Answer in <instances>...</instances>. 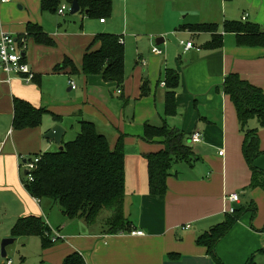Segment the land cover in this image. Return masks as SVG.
<instances>
[{"label":"crops","instance_id":"obj_1","mask_svg":"<svg viewBox=\"0 0 264 264\" xmlns=\"http://www.w3.org/2000/svg\"><path fill=\"white\" fill-rule=\"evenodd\" d=\"M21 1L24 7L19 8L26 10L25 14H17L11 2H0V28L20 40L25 39L31 52L29 61L37 73L33 81L35 86L26 87L18 78L8 83L0 68V195L7 193L3 196L6 205L15 204L11 230L23 217L38 216L49 220L53 217L64 239L46 250L51 251L46 257L49 264H63L74 253H79L86 264H166L170 254L180 256V261L175 264H215L207 249L198 246L197 240L225 222L229 208L238 206L245 214L218 243L215 253L223 264H246L251 259L264 264V191L250 188L252 174L243 156L245 137L235 107L223 92L225 79L232 73L264 91V49L239 47L236 36L223 29L225 22H243L257 24L264 31V0H124L125 9L119 10L124 33H118L119 27L114 21L102 23V18L94 17V24L85 28L88 35H78V42L70 41L67 49L60 52L52 48L54 46L38 44L28 36L29 23L42 27L53 42L60 36L53 33V27L46 21L28 13L35 14L40 9L42 15L48 14L42 13L41 0ZM112 1L113 14L117 15L118 0ZM127 8H131V13L143 14L146 23L140 28L129 25ZM164 8L169 10L166 15L169 27L161 24L164 23L161 18ZM65 13L59 15L64 17ZM150 17L160 23L149 30L147 21ZM176 24L179 30L173 27ZM205 24L219 26L218 32L192 31L193 27ZM126 28L135 34L148 32L157 39H165L160 45L163 46L160 55L152 52L151 39H145V55L135 62L131 74L126 68ZM100 34L116 35L124 41L125 80L122 85L106 82L100 75L81 74L88 44L92 40L94 43ZM218 35L222 36L223 44L216 49L212 42ZM169 36H174L175 40L179 37L181 42L194 41L195 48L186 51L185 46L177 45L173 40L168 43L166 38ZM30 41L37 44L30 46ZM99 48L96 44L93 50ZM66 58L74 63L76 72H72L71 67L55 71ZM144 58L148 64H142ZM25 59L28 62L26 55ZM167 70L180 74L181 85L176 94L177 115L166 121L171 128L186 134L195 160L192 165L179 162L175 175L167 181L165 195L156 196L150 193L147 156L163 150V140L149 142L143 136L147 124L163 125L166 88L159 80ZM78 77H81L80 86L75 82ZM143 86H146L145 95ZM115 94L117 102L112 99ZM15 98L46 110L43 122L46 117L50 119L45 121L44 127L14 130ZM51 116L76 120L79 132L81 121L94 123L98 132L108 138L112 150L123 136L124 216L132 227L130 232L110 234L100 221L88 225L84 218L70 220L57 204L49 200L37 202L27 192L21 176L20 158L26 156L23 154L28 148L31 154L59 149L55 142L44 138L52 129ZM249 127L261 129L260 150L264 153V128L256 119L249 122ZM65 128L62 143L72 141L65 140L68 135L67 126ZM195 133L202 134V143L191 144L189 139ZM29 144L31 147L27 146ZM256 166L264 170V155L257 159ZM234 194L240 195L237 204L228 200ZM48 225L51 228L52 225ZM187 226L190 228L186 229ZM134 232L143 234L137 236ZM5 238L12 237L10 233L0 236V240Z\"/></svg>","mask_w":264,"mask_h":264},{"label":"trees","instance_id":"obj_2","mask_svg":"<svg viewBox=\"0 0 264 264\" xmlns=\"http://www.w3.org/2000/svg\"><path fill=\"white\" fill-rule=\"evenodd\" d=\"M73 3L74 0H68ZM231 1V0H226ZM62 0H41L42 13H57ZM81 12L89 17L106 20L113 15L112 0H78ZM225 33L234 34L239 47L264 49V31L257 24L243 22H225ZM219 26L215 24L198 25L192 28L196 32H215ZM28 36L38 44L54 46L53 40L39 25H27ZM121 37L112 34L96 36L82 61V72L85 76L100 75L106 82L122 85L125 80V47L120 42ZM99 44L100 48L93 50ZM222 36L214 38L212 45L218 49L222 46ZM71 67L72 72L77 69L74 63L66 58L62 64L55 67L61 72ZM36 80V77H35ZM165 80V119L163 125L156 127L146 125L143 138L149 142L156 139L163 140L164 149L147 156L149 168L150 193L163 196L167 192V181L175 175L179 162L192 165L194 152L188 144L186 134L171 128L166 119L177 115L176 94L181 85L180 74L175 70H167ZM144 87V88H143ZM142 92L145 95L143 86ZM223 92L232 101L241 132L245 137L243 156L251 171L250 188H260L264 191V170L256 166V161L264 155L260 150L258 129L249 127V122L256 119L260 127L264 128V91L242 79L238 74H229L223 84ZM46 110L36 108L29 102L14 99L13 128L16 131L35 129L42 125ZM56 120L60 118L55 117ZM190 140V139H189ZM63 151L40 154L38 168L32 172L33 181L23 179L27 192L36 200H49L59 205L62 213L70 220L84 218L88 225L99 221L103 211L110 212L105 219L104 228L110 234L130 232L131 225L124 216L125 198V152L124 139L120 137L114 150L111 149L108 138L100 134L92 122L81 121L80 133L75 139L63 142ZM31 158L28 159L30 161ZM26 163V161H25ZM245 214L243 209L235 214L227 215V220L197 240L198 246L207 249L215 264H223L215 253L218 243L231 231L237 220ZM51 228L45 220L38 216H28L16 221L11 230L14 239L38 237L44 249L53 247L49 239ZM1 243V240H0ZM177 254L168 255L166 264L180 261ZM1 258L0 264H5ZM63 264H86L79 253L68 256ZM246 264H257L255 259Z\"/></svg>","mask_w":264,"mask_h":264},{"label":"rangeland","instance_id":"obj_3","mask_svg":"<svg viewBox=\"0 0 264 264\" xmlns=\"http://www.w3.org/2000/svg\"><path fill=\"white\" fill-rule=\"evenodd\" d=\"M124 0H118L116 3V9H117V15L113 14L112 18H106L107 22L110 24L113 21L118 25L119 30L118 33H124V27H123V16H120V12L119 10L122 8H124ZM1 2V1H0ZM8 2H11L13 4V6L15 5V9H16V13H27L26 10H20V6L24 7V4L22 3L21 0H8ZM160 2H164V0H160ZM25 3V0H24ZM229 3V2H227ZM34 4V2L32 1V5ZM11 5V4H9ZM71 5L72 3L68 0H62L59 9L63 7H66L67 11L65 13L64 17H61L59 15V13H48L45 15H42L40 12V9L38 10V12H36L35 14H33L32 11H28L29 14H31V16L33 17H37L39 20H44L46 21L49 25H51L54 29V34L58 33V35H60L58 38L55 37L54 39V47L58 52L63 51V49H67V45L68 43L73 40L75 41H79L78 35L80 34H84L85 37L88 35V32L86 31V26L88 24L93 25L95 20L94 18H87V16L85 14H81L78 13L76 15H71L70 14V9H71ZM114 5V4H113ZM27 7V6H26ZM125 9V8H124ZM127 14L129 13V18H130V22L129 25L136 27V28H140L142 27L146 22V18H144L143 14L139 13H131V8H127L126 9ZM169 10L168 8H164L162 10V15L161 18H163L164 23L162 22L161 24H166L167 27H169V22H166V15L168 14ZM131 14H134L131 16ZM116 17V19H115ZM18 21V20H15ZM84 22V26L82 28ZM148 22V26L147 28L150 30V28L155 27L157 24H159L160 22L158 20H155L154 18L150 17ZM220 25V24H219ZM173 27H176L175 29L178 28V24L174 25ZM6 33H10L11 32L5 30L4 28H2ZM179 30V29H177ZM14 35V34H13ZM152 34L146 32V33H141V32H136L132 33L130 30H127L126 28V34H125V45H126V68H127V73L131 74L133 72V70L135 69V62L139 61V58L141 56L145 55V50L147 48L146 46V40L145 39H151V48L153 47H157L155 45V40L157 39L154 36H151ZM63 39V40H62ZM167 42L170 43V41H174L175 43H177V45L182 44V42L180 41L181 39L178 37L177 40H175V37L173 36V38L171 36L167 37ZM196 40V39H195ZM93 41V40H92ZM92 41H90V43L88 44V47L92 45ZM198 41V39L196 40ZM186 43V42H184ZM31 44H37L34 41H30V46ZM167 45V43H166ZM87 47V46H86ZM163 46L158 47L159 50H162ZM24 53L27 57V66L30 68V70L37 76V73L34 70V66L30 63V56H31V52H29L28 46L25 47ZM145 62H147V64L149 63L148 60L146 58ZM81 74H83L81 72ZM84 75H81V77ZM81 77L75 79V82L78 86H80L81 83ZM164 77V76H163ZM161 78L159 80V84L161 85L162 83L165 82L164 78ZM7 79V76H6ZM19 80L22 81V83L26 86V87H33L35 86L32 82H25L24 80H22L21 78H18ZM79 93H81V90L78 91ZM112 99L117 102L118 101V97L117 94H115ZM48 119H50L49 117L45 118V121H47ZM40 126V127H44V123ZM49 122H52L53 125L51 126V128L55 127V126H61L63 129L66 130V126L68 128V135L65 137V140L68 141L70 139H74L76 136V133L79 132V128L76 124V120L72 119L69 120L68 117H60L59 120H56L55 117L51 116V120H49ZM39 128V127H38ZM37 129V128H36ZM260 129V128H258ZM80 133V132H79ZM259 133H261V129L259 130ZM33 134V133H32ZM32 141H34V138L32 139ZM29 147H31V144L27 145ZM26 155L23 158H20V165L22 166L21 168V176L22 179H26L25 178V174L24 171L28 170L27 166L23 163L24 160H28L29 158H31L32 161H34L36 158L39 157L40 153L38 152L37 154H31L29 153V148L28 151L23 154ZM28 165V164H27ZM19 170V168H18ZM28 180V179H26ZM7 193H4L2 195H0V236H3L7 233H10L11 235V226L13 224V220L15 219V212H14V207L15 204L13 205H6V199L5 197L3 198V196H5ZM6 205V206H5ZM59 208L60 206L57 205ZM110 212L108 211H103L99 217V221L102 223V225H106L105 219L109 216ZM49 216V215H48ZM51 219V216H49ZM53 217L51 220H49L48 218L44 219L45 223H47V225L50 223L51 226V234L49 236V239H53L56 238L57 236H62L61 233L57 230L58 229V224H56L55 222H53ZM49 222V223H48ZM49 226V225H48ZM50 227V226H49ZM55 227V228H54ZM106 231L109 230V228H105ZM3 240V239H2ZM60 240V239H59ZM59 242V241H58ZM53 243V244H57ZM52 248V247H51ZM50 249V248H48ZM48 249H44L43 245H42V241L40 238L38 237H28V238H19V240H17L13 245H11L10 247H8V259H11V261L13 262V264H49V262L46 260V257H48L50 255V252H47L46 250Z\"/></svg>","mask_w":264,"mask_h":264},{"label":"built area","instance_id":"obj_4","mask_svg":"<svg viewBox=\"0 0 264 264\" xmlns=\"http://www.w3.org/2000/svg\"><path fill=\"white\" fill-rule=\"evenodd\" d=\"M8 0H1L2 3L7 2ZM67 11L66 7L61 8L58 13L60 15H64ZM243 20L245 21L246 18L244 17ZM101 22H105V20H101ZM120 42L124 44V41L121 39ZM25 39H18L14 35L10 33H6L2 28H0V68L3 73L7 76V82L10 83L14 78H21L25 82L29 83L35 80L36 75L30 70L27 66L26 59H25V47H26ZM182 46H185V50L189 51L195 48L194 41H190L187 43L182 42ZM152 52L156 55L162 54V51L158 49V47H154ZM142 64H145V61H141ZM73 89L76 88L74 84ZM162 86L165 87V83H162ZM203 138L202 134L195 133L191 136L190 142L193 145H197L202 143ZM1 142V140H0ZM41 157L39 156L34 161H26L25 165L28 168V175L26 176L28 181H33L32 172H34L38 168V163L40 162ZM28 164V165H27ZM228 200L233 203L237 204L240 201V195L234 194L228 197ZM39 202L40 200H36ZM236 209L235 207L229 208L226 211L227 214L233 215L235 214ZM190 226H187L186 229H189ZM142 232H134L133 235L140 236ZM64 239L63 236H57L56 238L51 239L52 243H56L60 240ZM5 264H13L11 260H6Z\"/></svg>","mask_w":264,"mask_h":264},{"label":"water","instance_id":"obj_5","mask_svg":"<svg viewBox=\"0 0 264 264\" xmlns=\"http://www.w3.org/2000/svg\"><path fill=\"white\" fill-rule=\"evenodd\" d=\"M81 12V7L78 2V0H74L71 9H70V14L71 15H76ZM165 42L164 38H159L156 40L157 46L162 45ZM65 134V129H63L61 126H55L53 127L49 132H47L44 136L46 140H50L55 142L59 146V150L63 151L64 147L62 145V140ZM25 175H28V171H25ZM236 210H238V206H234ZM16 239L14 238H5L1 240L0 243V250H1V258L4 260L8 259V247L13 245L15 243Z\"/></svg>","mask_w":264,"mask_h":264}]
</instances>
